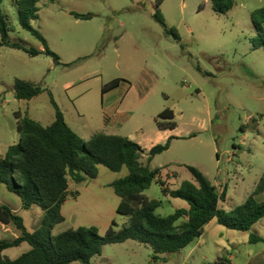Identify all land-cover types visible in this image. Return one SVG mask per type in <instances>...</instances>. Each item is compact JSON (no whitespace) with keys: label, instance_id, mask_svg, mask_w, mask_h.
Listing matches in <instances>:
<instances>
[{"label":"rangeland","instance_id":"374dc122","mask_svg":"<svg viewBox=\"0 0 264 264\" xmlns=\"http://www.w3.org/2000/svg\"><path fill=\"white\" fill-rule=\"evenodd\" d=\"M233 1L226 11L222 0H40L30 24L59 62L47 54L31 57L0 47V157L19 143L20 119L30 117L45 127L54 122L52 99L84 143L101 132L128 137L149 150L166 142L157 120L171 109L177 128L169 150L149 164L147 152L142 158L150 169H160L144 195L162 201L156 211L162 217L187 208L186 201L163 193L162 184L170 192L193 181L187 169L192 166L213 184L227 187L231 201L223 208L234 209L264 173V36L252 20L264 0ZM1 9L12 28L10 43L44 50L21 27L16 0H4ZM158 12L166 26L157 20ZM17 80L39 85L42 92L19 100ZM113 81L118 87L104 95V86ZM128 173L127 168L112 172L99 166L95 179L82 184L70 180L71 194L62 207L65 221L52 234L96 226L104 236L113 223L121 229L128 217L117 212L121 199L109 185ZM0 201L10 208L22 206L7 185L0 186ZM18 215L30 232L43 224L39 206L20 209ZM219 230L237 237L254 233L211 225L199 245L208 248L212 263L218 245L228 238ZM0 237L13 240L1 228ZM26 248H12L6 255L16 258ZM199 254L188 264L199 263ZM153 255L148 245L129 240L104 246L94 259L99 264H157ZM168 256V264L184 262L183 255Z\"/></svg>","mask_w":264,"mask_h":264},{"label":"trees","instance_id":"16d2710c","mask_svg":"<svg viewBox=\"0 0 264 264\" xmlns=\"http://www.w3.org/2000/svg\"><path fill=\"white\" fill-rule=\"evenodd\" d=\"M3 1L0 0V47L22 50L31 57L47 54L59 62L44 36L30 24V20L37 17L40 0H16V5L21 27L41 41L44 50L8 41L12 28L8 16L1 9ZM222 1L227 4L226 11L234 5L233 0ZM156 18L166 26L160 12ZM252 20L264 36V8L256 11ZM175 36L178 38L176 33ZM118 84V81H113L105 85L103 93L115 89ZM41 92L39 85L16 81L15 93L19 100H31ZM52 103L55 108L54 122L45 127L30 117L20 119L17 127L19 143L9 146L0 157V186L7 185L17 195L23 209L39 206L44 211L43 224L30 232L20 215L9 206L0 204V222L12 225L19 232V236L13 240L0 239V264H94V257L102 254L104 246L129 240L148 245L154 253L152 260L156 262L160 255L179 253L199 239L213 219L230 230L250 232L264 218V202L257 201L253 196L231 211L221 209L219 205L224 194L206 175L192 166L187 169L193 181H184L179 189L170 192L163 188V193L186 201L188 207L177 209L167 217L156 214L162 201L149 199L144 192L158 179L160 169L152 170L148 164L157 155L169 150L175 137L151 148L146 164L142 161L146 150L128 137L100 132L84 143L71 129L63 111L53 99ZM157 125L161 131L175 130L177 123L174 111L166 109L161 112ZM99 166L112 172L128 169L127 176L109 185L121 199L117 212L128 217V222L121 229H117L113 223L104 236L100 235L96 226L79 227L53 235L54 227L65 221L62 207L71 194L70 180L82 184L95 179ZM261 241H264L262 237L251 234V243ZM23 243L29 244L31 248L17 259L12 260L4 254L7 249L19 247ZM228 262L223 256L209 264Z\"/></svg>","mask_w":264,"mask_h":264},{"label":"crops","instance_id":"0c3cea01","mask_svg":"<svg viewBox=\"0 0 264 264\" xmlns=\"http://www.w3.org/2000/svg\"><path fill=\"white\" fill-rule=\"evenodd\" d=\"M104 95H106V94H104ZM175 130H163V131L160 130L161 132L165 133L164 136H160L162 141H165L166 139L168 140L170 137H175L173 134V132ZM143 149H145V148H143ZM145 150L147 153L149 152V149H145ZM214 185L217 187L218 191L221 194H224V199H223V201L220 202L219 207L225 211L233 210V209L227 210V209L223 208L224 205H229L230 204L229 202L231 201V195L228 193L227 187L224 188L223 185L220 183L219 184L217 183ZM253 188L254 189H253L252 193H250L247 197H245V199H244V201H242V203H244L250 196H253L259 202H264V173L260 177L259 182L254 184ZM162 190H163V186H162ZM242 203H238V205H236L235 207L241 205ZM0 204L4 205L2 203V201H0ZM11 209L15 213L18 214L20 209H23V208L21 206L20 208H17V209H15L13 207ZM214 223H217V225H220L216 219H213L208 225H206V227L204 229V233L199 238L196 245H194L193 247H191V245H189L188 247L183 249L181 252L177 253L179 255H183V260H184L183 264H188L189 260L194 256L196 251L200 253L199 255L201 257V260L197 264L212 263L211 258H213V257H211V255L207 252L208 248L206 249L205 246H203L201 248L199 245V242L201 241L202 237L206 234V229L209 228ZM221 226L224 227L223 225H221ZM0 228L4 233H11V236L13 239H15L19 236V232L12 225H6V224L0 222ZM225 229H228V228L225 227ZM252 230L254 231V233L250 232L246 236H242V237H239V236L237 237L236 234H230V233L225 232L223 230H219L221 237H225L227 235L228 238L226 239V241L224 243H222L221 245H218L219 247L214 252L215 261H217L219 258L225 256L229 261L228 263H225V264H264V241L257 242V243H251L250 242L251 234L257 235V236L262 237L264 239V218L261 221H259L257 224H255L253 226ZM241 233H248V232H241ZM0 239H4V238L0 237ZM23 245H28V248H26V250H27L26 252H28L31 248L30 245L27 243H23L19 247H22ZM19 247H14V248H19ZM10 249H12V248H10ZM10 249H7L4 252V254L6 255V252ZM203 249H205V250H203ZM168 255L169 254L160 255L159 256L160 259L158 260L157 264H168V261L171 259V257H169ZM20 256L21 255H19L18 257H20ZM18 257H16V258L8 257V258L14 260V259H17ZM99 257H101V255ZM106 261L112 262V259L107 257ZM151 261L153 262L152 259H151ZM93 262H94V264H99V262L95 261V259H93ZM77 263H80V262H74L72 264H77ZM80 264H82V263H80Z\"/></svg>","mask_w":264,"mask_h":264}]
</instances>
